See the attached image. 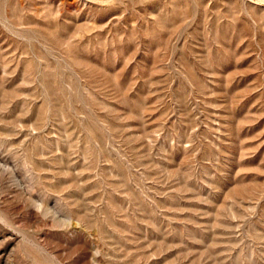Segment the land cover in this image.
I'll use <instances>...</instances> for the list:
<instances>
[{"label":"rangeland","instance_id":"obj_1","mask_svg":"<svg viewBox=\"0 0 264 264\" xmlns=\"http://www.w3.org/2000/svg\"><path fill=\"white\" fill-rule=\"evenodd\" d=\"M0 264H264V0H0Z\"/></svg>","mask_w":264,"mask_h":264}]
</instances>
